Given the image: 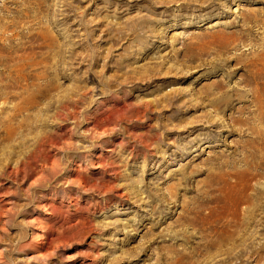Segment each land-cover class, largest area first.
Masks as SVG:
<instances>
[{
	"label": "rangeland",
	"instance_id": "1",
	"mask_svg": "<svg viewBox=\"0 0 264 264\" xmlns=\"http://www.w3.org/2000/svg\"><path fill=\"white\" fill-rule=\"evenodd\" d=\"M262 61L264 0H0V264H264Z\"/></svg>",
	"mask_w": 264,
	"mask_h": 264
},
{
	"label": "bare ground",
	"instance_id": "2",
	"mask_svg": "<svg viewBox=\"0 0 264 264\" xmlns=\"http://www.w3.org/2000/svg\"><path fill=\"white\" fill-rule=\"evenodd\" d=\"M230 36V35H229ZM255 66H256V69H255V71L254 72H252L251 73V78L253 79H251V81H254V82H256V81H264V62L262 61V62H260V63H258L257 65L256 64H254ZM253 65V66H254ZM249 66V65H248ZM253 71V70H252ZM246 72H247V70H246ZM251 72V71H250ZM264 84V83H263ZM261 111V110H260ZM20 113H21V109L19 108V107H17L16 108V111H15V115H14V117H18L19 115H20ZM21 116V115H20ZM5 121V120H4ZM5 123H6V125H5ZM9 123H10V119H8L6 122H4V126H5V136L6 137H11V135H15V132L14 133H12L13 132V130H12V128L10 127V125H9ZM18 124V127H17V129L18 128H20V126H21V122L20 121H17L16 120V125ZM19 130V129H18ZM20 131L21 130H19V131H17L18 133H16V136H17V138H20ZM18 143V142H17Z\"/></svg>",
	"mask_w": 264,
	"mask_h": 264
}]
</instances>
